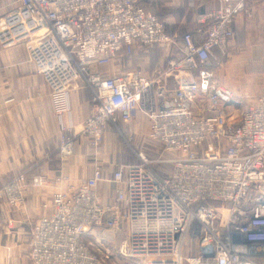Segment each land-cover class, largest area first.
<instances>
[{
  "label": "built area",
  "instance_id": "1",
  "mask_svg": "<svg viewBox=\"0 0 264 264\" xmlns=\"http://www.w3.org/2000/svg\"><path fill=\"white\" fill-rule=\"evenodd\" d=\"M248 0H221L198 15L208 28L196 41L183 36L184 55L156 77L131 66L106 75L114 60L170 43L164 23L140 0H13L0 17V42L22 44L49 86L55 113L70 110V90L78 80L92 91V107L80 133L97 146L110 123L131 121L142 111L149 137L159 141L158 160L126 164L110 180V200L98 192L103 168L79 185L54 190L52 212L31 232L30 264H102L113 249L99 230L126 234L118 254L145 264H264V87L233 123L231 95L214 82V50L224 56L234 36L235 17ZM177 77L176 86L168 78ZM71 140L63 137L61 149ZM42 150L39 160H52ZM66 162L65 154L60 157ZM158 164L172 166L166 173ZM30 182L19 175L0 187L4 205L26 201ZM31 185L49 186L43 175ZM197 228V250L185 253ZM212 245L214 256L201 249Z\"/></svg>",
  "mask_w": 264,
  "mask_h": 264
},
{
  "label": "crops",
  "instance_id": "2",
  "mask_svg": "<svg viewBox=\"0 0 264 264\" xmlns=\"http://www.w3.org/2000/svg\"><path fill=\"white\" fill-rule=\"evenodd\" d=\"M12 2L0 0V15L11 9ZM140 3L146 11L154 13L164 23L171 41L163 47L153 48L148 56L135 51L131 56L114 60L105 68L106 75L110 77L131 66L142 68L151 77L160 75L171 60L184 55L183 36L186 33L193 34L196 41L207 35L208 28L199 24L198 15L220 7L221 0H140ZM247 4V9L234 19V36L227 51L230 56H239V65H249L247 69L262 72L264 0H248ZM224 58L221 51L215 49L211 63L223 62ZM167 82L170 86H176L179 80L170 77ZM214 82L223 85L215 74ZM91 107L92 91L78 80L70 90L69 112L63 118L58 117L51 90L24 45L8 46L0 42V187L19 175H26L30 182L25 203L17 208L4 205L0 212V264H30L31 232L38 219L52 212L51 194L54 190L79 185L100 165L104 180L98 192L106 200L113 196L116 186L110 180L115 170L104 168L98 158L94 160L89 141L80 137L81 125L89 116ZM228 113L232 119L234 112L229 109ZM120 123L125 124V133L142 136L148 133L149 136L151 120L145 112L141 111L131 121ZM115 125L110 123L107 126L105 139L117 137V130L113 128ZM63 137L72 141L68 151L61 149ZM42 150L51 151L52 160H39ZM64 154L66 162L62 163L60 157ZM157 168L168 173L172 166L158 164ZM36 175L46 177L49 185L47 189L31 185ZM99 233L103 241L106 237L111 241V236L118 235L101 230ZM107 243L105 241L106 247L114 249L109 259L121 258L117 250L115 253V247ZM126 260L128 264L141 263L138 260Z\"/></svg>",
  "mask_w": 264,
  "mask_h": 264
},
{
  "label": "rangeland",
  "instance_id": "3",
  "mask_svg": "<svg viewBox=\"0 0 264 264\" xmlns=\"http://www.w3.org/2000/svg\"><path fill=\"white\" fill-rule=\"evenodd\" d=\"M224 57L223 62H213L211 67L214 74L223 84L222 86L229 92V95H231L230 99L232 103H230L229 106L231 112H234L231 121L233 123H238L251 100L264 86V70L262 72H254L253 69H247L249 65H239V56H230L228 51ZM124 126L125 124L122 123L113 126L114 130H117V137L114 139H105V136H103L97 146L91 144L86 134L82 135L80 133V137H85L89 141L90 147L93 149L92 153L94 154V160L98 158L103 163V167L106 169L109 168L111 171H116L119 167L126 164L139 163L142 159L155 161L160 158L162 152L161 144L151 140L148 133L143 136L125 133ZM125 234L126 230L123 229L117 237L111 236V241L108 237H104L105 241L109 242L107 243L108 245L111 243V245L115 247V253L116 250H119ZM196 242L197 228L195 226L188 237V246H186L185 249L187 255L196 253ZM118 258L119 257H117V259ZM117 259L111 258L104 261L102 264H128L124 257ZM138 261L141 262L140 264H143V259H139Z\"/></svg>",
  "mask_w": 264,
  "mask_h": 264
},
{
  "label": "water",
  "instance_id": "4",
  "mask_svg": "<svg viewBox=\"0 0 264 264\" xmlns=\"http://www.w3.org/2000/svg\"><path fill=\"white\" fill-rule=\"evenodd\" d=\"M201 252H202L203 255L210 256V257L214 256V254H215L214 248H213L212 245L202 248Z\"/></svg>",
  "mask_w": 264,
  "mask_h": 264
},
{
  "label": "trees",
  "instance_id": "5",
  "mask_svg": "<svg viewBox=\"0 0 264 264\" xmlns=\"http://www.w3.org/2000/svg\"><path fill=\"white\" fill-rule=\"evenodd\" d=\"M12 6H13V2H12V4H11V8H12ZM10 10H11V9H10ZM10 10H9V11H10ZM9 11H8V12H9ZM8 12H7V13H8ZM5 14H6V13H5ZM5 14H3V15H5ZM3 15H0V17L3 16Z\"/></svg>",
  "mask_w": 264,
  "mask_h": 264
}]
</instances>
